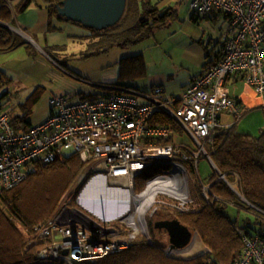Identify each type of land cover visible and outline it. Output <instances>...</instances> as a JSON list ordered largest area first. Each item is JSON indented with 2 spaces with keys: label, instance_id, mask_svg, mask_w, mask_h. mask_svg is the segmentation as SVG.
Here are the masks:
<instances>
[{
  "label": "built area",
  "instance_id": "1",
  "mask_svg": "<svg viewBox=\"0 0 264 264\" xmlns=\"http://www.w3.org/2000/svg\"><path fill=\"white\" fill-rule=\"evenodd\" d=\"M189 10L196 18H205L214 10L228 16L218 62L210 65L180 96L167 100L160 99L163 94L160 87L140 92L130 87L104 85L111 92L94 99L75 103L63 97L50 100L51 115L26 132H16L8 112L0 113V189L19 185L37 165L75 154L82 163L90 162V167L77 179V188L87 181L118 194L128 192L130 201H139L148 186L155 183L156 189L165 190L167 199L183 201L188 198L192 182L193 189L198 188L206 202L211 197L217 199L210 192V185L199 177L198 164L205 159L217 171L207 147L217 130L225 128L220 118L222 115L232 118L233 123L226 125L231 127L242 117L241 108L229 96L225 85L228 77L241 74L244 83L264 102V0H190ZM155 111L169 115L196 148L169 142L177 134L171 127L148 126ZM156 165L171 170L154 175L144 190L134 195L135 180ZM219 179L224 180L222 176ZM183 191L186 196L180 199ZM189 202L192 203L191 199ZM129 204L123 214L106 220L89 210L95 218L79 208L62 207L46 225L35 227L40 238L52 239L50 245L38 252V258L62 264L92 263L127 250L136 234L147 231L145 204L140 202L136 208L137 218ZM157 204L163 201L158 200ZM177 204L174 210L181 213L187 210L184 203ZM142 213L144 227L140 226ZM113 223L117 227L109 226ZM240 236L243 247L232 264H264V237L242 233ZM184 248L167 247L163 252L172 256L184 252Z\"/></svg>",
  "mask_w": 264,
  "mask_h": 264
},
{
  "label": "trees",
  "instance_id": "2",
  "mask_svg": "<svg viewBox=\"0 0 264 264\" xmlns=\"http://www.w3.org/2000/svg\"><path fill=\"white\" fill-rule=\"evenodd\" d=\"M35 1L24 0L21 10ZM43 1L49 19L71 22L57 12L56 5L62 0ZM161 10L148 2L139 4L136 0H126L124 14L115 26L102 31L89 30L88 50L84 56L99 55L112 48H126L152 37L155 30L167 27L168 19L175 15L172 9ZM50 28L54 29L52 26ZM20 46L28 54H33L30 45L0 26V51H11ZM134 58L139 62L138 57ZM97 96L90 95L84 99ZM9 116L16 132H26L32 127L24 119ZM148 126L178 128L163 111H155ZM208 154L217 172L213 171L203 182L210 185V192L217 199L203 201L196 188L197 203L193 210L181 213L164 207L158 211L159 214L155 213L160 220H177L191 233L197 234L208 251L203 257L183 260L165 255L164 247L153 243L151 232L154 230L155 218L152 217L146 221L151 242L143 236H137L125 251L92 263L74 264H232L243 247L240 233L264 237V131L257 136H250L237 133L233 126L218 129ZM83 169L84 163L73 154L61 162L37 165L19 185L0 189V264H62L38 258V252L50 245L52 239L40 238L35 227L46 225L56 215L64 196L72 190ZM157 174L149 173L141 187H136L135 183L134 193H141L147 181ZM219 176L224 180L219 179ZM83 185L75 190V194ZM228 205L249 212L252 218L244 220L241 225L231 221L225 212ZM109 226L117 227V224ZM103 239L107 240L105 237Z\"/></svg>",
  "mask_w": 264,
  "mask_h": 264
},
{
  "label": "rangeland",
  "instance_id": "3",
  "mask_svg": "<svg viewBox=\"0 0 264 264\" xmlns=\"http://www.w3.org/2000/svg\"><path fill=\"white\" fill-rule=\"evenodd\" d=\"M189 1L172 0L171 5H173L172 9L175 11V15L168 19L167 24L169 26L155 30L152 37L126 48H112L109 51L107 50L106 53L88 57L84 56L88 50V41L85 38L77 37L76 33L69 31L67 28L58 27L60 24H58L56 18H50L47 21L41 20L40 22L37 20V16L32 15V31L39 33L38 36L29 42L25 36L16 34L19 40L30 45L33 54H28L23 46L16 47L11 51H0V107H3L11 117L24 119L32 127L41 125L53 111L50 104L52 99L63 97L70 103H75L86 96L107 94L109 90L103 88L104 85H101L102 81L99 79V71L107 67L110 69L117 67L118 70L121 68L124 72L116 82L118 85L122 84L130 88H137L143 92H151L156 87H160L153 86L151 90L148 89L145 85V74L143 72L147 70L149 73L158 71H164L165 73L171 71L172 73L175 72V68L177 71L178 66L173 63L177 60L176 53L172 51L174 61H171L168 54L169 49L172 47L181 50L182 46L179 45L189 40L199 41L202 42L201 45H205L215 34V32L213 34V29L219 27L218 23L209 25L207 19L192 16L189 10ZM155 2L157 3V1ZM37 3L43 6L46 4L43 0H37ZM161 11H164V9ZM18 12L20 10L16 13L18 14ZM43 14H45V11H43ZM27 19H30L29 15ZM51 26L54 29H51ZM57 28L60 29L57 30ZM21 32L26 34L24 30ZM45 43L47 46H45ZM134 57H138L139 62ZM179 87L180 82L171 85L174 91H178ZM176 131L178 132L174 136L173 142L184 143L191 148H196L193 140L183 130L177 128ZM89 167L90 162L84 164L83 172ZM166 169L171 170L170 167L163 165H156L151 170L148 169L135 180L136 187H141L143 179L149 173H160ZM198 172L199 177L205 181L213 173V168L207 160L201 159L198 164ZM190 183L188 198L183 201L177 198H174L175 201L167 199L165 190L162 188L155 189L152 203L144 210L146 211L145 223L153 217L155 218L153 220L155 225L156 222L161 221L158 216H155V213L159 214L158 211L164 207L176 209L177 202L185 204L187 209L185 212L196 208L195 204L197 202L195 200L198 193L194 191L192 182ZM73 186L72 190L64 196L59 210L64 206H70L79 208L94 217L93 214L78 204L80 197H83L86 202H89V205L92 203L102 207V210L106 212H102L103 214H112L114 217L123 214L128 209V203L130 202L132 212L137 218L139 212L136 208H138L140 202L145 205L147 203V199L144 197L138 199L139 201L134 199L130 201L128 192L118 194L114 190L87 181L78 198V193L75 194L77 183ZM134 195L137 194L134 193ZM211 198L209 201H211ZM190 199L192 204H188ZM158 200L163 201V204H157ZM202 200L205 201L203 198ZM225 212L231 221H235L239 225L244 220L252 218L249 212L238 210L232 205H228ZM151 234L153 243L164 248L170 246L168 236L164 230H157L154 227ZM136 236H143L151 242L148 227L145 234H136ZM206 250L198 235L192 233L189 247L184 248V252L174 253L171 257L190 260L203 257Z\"/></svg>",
  "mask_w": 264,
  "mask_h": 264
},
{
  "label": "crops",
  "instance_id": "4",
  "mask_svg": "<svg viewBox=\"0 0 264 264\" xmlns=\"http://www.w3.org/2000/svg\"><path fill=\"white\" fill-rule=\"evenodd\" d=\"M136 1L139 4L148 2L160 10L173 8V5H171L172 0ZM155 1H157V3ZM23 3L24 0H0V7H3L0 14V26L8 29L16 36V33L25 36L28 41L31 42L32 39L34 37H37L39 34L32 31L33 25L31 22V16H37V20L40 22L41 20L47 21L49 19L48 11L45 8L46 4H44L45 6H43L42 4L39 5L37 3V0L34 3H31L24 10H21V6ZM18 10H20V12H18L17 14L16 12ZM43 11H45V14H43ZM28 15L30 16L29 20L27 19ZM205 19L209 21L207 22L209 25L212 23L219 24V27H215V29H213V34L214 32L215 34L208 40L207 43H205V45H201L202 42L199 41L196 42L193 40H189L186 43L179 45L182 46L181 50L172 47L169 49L168 54L171 61H174V59L172 58V51L176 53L177 60H175L173 63L178 66L177 71L175 68V72L173 71L172 73L171 71H168V73H165L164 71L149 73L147 70L143 72L145 74V85L148 89L151 90L153 86L162 87L163 94L161 95L160 99L167 100L174 96H180L184 92V90L189 85H191L194 80L200 77L210 65L215 64L221 59L223 33L228 25V16L224 13L214 10L209 14V16L205 17ZM57 21L58 24H60L59 26L57 25L58 27L67 28L69 29V31H73L74 33H76L77 37L85 38L86 41L89 40L90 29L85 28L79 23H76V25L75 23L73 24L71 22H65L63 20ZM59 29L60 28H57V30ZM22 30H24L26 34L21 32ZM45 46H47L46 43ZM162 58L164 59L163 56ZM122 75L123 72H121L120 68L118 70L117 67H113L112 69L107 67L99 71V79L102 81L101 85L129 87L122 84H116V82ZM177 82H180V87L178 91H174L171 88V85ZM225 85L228 89L229 96L237 101L239 107L242 110V117L233 125L235 131L239 134H246L250 136H257L260 132L264 131V102L253 92L251 88H249L244 83L243 76L241 74H236L228 77L225 81ZM133 89L143 92L137 88ZM109 92H111V90H109ZM2 112L6 111L3 107H0V113ZM220 119L223 127L230 128L226 125L231 124L233 120L232 118L227 115H222ZM177 132L178 131H176V133ZM171 141L173 142V140ZM209 147L210 146L207 147V152ZM213 171L217 172L215 170Z\"/></svg>",
  "mask_w": 264,
  "mask_h": 264
},
{
  "label": "water",
  "instance_id": "5",
  "mask_svg": "<svg viewBox=\"0 0 264 264\" xmlns=\"http://www.w3.org/2000/svg\"><path fill=\"white\" fill-rule=\"evenodd\" d=\"M125 6L126 0H62L56 5V9L60 16L71 22L79 23L90 30L102 31L115 26L121 20ZM78 212L91 220L81 211ZM154 227L166 232L170 249H182L192 238L188 228L177 220L158 221Z\"/></svg>",
  "mask_w": 264,
  "mask_h": 264
},
{
  "label": "bare ground",
  "instance_id": "6",
  "mask_svg": "<svg viewBox=\"0 0 264 264\" xmlns=\"http://www.w3.org/2000/svg\"><path fill=\"white\" fill-rule=\"evenodd\" d=\"M158 184V183H157ZM98 186V185H97ZM156 184L154 183L153 185H149L148 188L145 190V192L140 196V197H144L147 199V203H146V207L152 203L153 201V195L155 193V189H156ZM184 196H186V192L183 191L180 195H179V198L180 199H183ZM138 197H136L135 199H137ZM79 203L81 206H83L85 209L89 210L90 212H92L93 214H95L96 216L100 217V218H103V219H112V218H115L114 216H112V214L110 215H105L103 213H106L105 211L102 210V207H99V206H96L94 204H90L89 205V202L83 198V197H80L79 199ZM103 212V213H102ZM142 217H143V213L140 214V226L144 227V222L142 220Z\"/></svg>",
  "mask_w": 264,
  "mask_h": 264
},
{
  "label": "flooded vegetation",
  "instance_id": "7",
  "mask_svg": "<svg viewBox=\"0 0 264 264\" xmlns=\"http://www.w3.org/2000/svg\"><path fill=\"white\" fill-rule=\"evenodd\" d=\"M161 221H168V220H161Z\"/></svg>",
  "mask_w": 264,
  "mask_h": 264
}]
</instances>
